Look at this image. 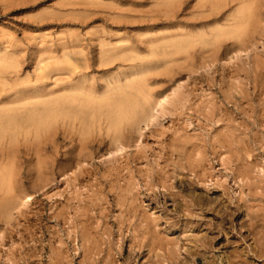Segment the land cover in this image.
I'll return each mask as SVG.
<instances>
[{
	"label": "rangeland",
	"instance_id": "374dc122",
	"mask_svg": "<svg viewBox=\"0 0 264 264\" xmlns=\"http://www.w3.org/2000/svg\"><path fill=\"white\" fill-rule=\"evenodd\" d=\"M263 35L264 0H0V264H264ZM179 86L102 161L109 103L150 116Z\"/></svg>",
	"mask_w": 264,
	"mask_h": 264
},
{
	"label": "bare ground",
	"instance_id": "6f19581e",
	"mask_svg": "<svg viewBox=\"0 0 264 264\" xmlns=\"http://www.w3.org/2000/svg\"><path fill=\"white\" fill-rule=\"evenodd\" d=\"M219 5H221V4H219ZM229 5V4H228ZM241 5V4H240ZM260 5V4H259ZM259 7V6H258ZM212 8V7H211ZM218 8V7H217ZM243 8V7H242ZM256 11H257V9H256ZM247 13V12H246ZM249 15V14H248ZM255 16V15H254ZM245 17H247L246 15H244V16H242V18H241V22H245V20H242V19H244ZM250 17H251V14H250ZM251 19V18H250ZM261 21V20H260ZM246 23V22H245ZM262 23H263V21H262ZM250 27V26H249ZM247 28V27H246ZM245 28V29H246ZM181 29V28H180ZM249 30V29H248ZM255 31V30H254ZM206 32V31H205ZM239 33H241L240 35L241 36H238V38L240 39V38H242L243 36H242V34L244 33V30L242 31H240ZM247 33V32H246ZM255 33V32H254ZM221 34V33H220ZM179 36V35H178ZM264 36V35H263ZM262 36V37H263ZM261 37V36H260ZM245 40V39H244ZM261 40V39H260ZM243 41V40H242ZM241 41V42H242ZM75 42V41H74ZM72 43V44H75V43ZM245 42H247V41H244V43ZM260 42H262V40L260 41ZM70 43V42H69ZM68 43V44H69ZM239 43H240V41H239ZM243 43V42H242ZM243 43V44H244ZM249 43H251V42H249ZM253 43V42H252ZM252 43H251V45H252ZM259 43V42H258ZM76 44H79V42L77 43L76 42ZM71 45V44H70ZM241 45V44H240ZM245 45V44H244ZM248 45V44H247ZM72 46V45H71ZM77 46V45H76ZM79 46V45H78ZM184 46H186V45H184ZM69 47V46H68ZM68 47H66V48H68ZM243 48L240 50L239 49V51H236V52H234V53H231V54H226V53H224V54H226L227 55V61H233L235 58L237 59V58H239V57H241V55L243 54V52L244 51H247V50H249V48L248 47H244V46H242ZM253 47V46H252ZM251 47V48H252ZM73 48V47H72ZM241 48V47H240ZM70 49V48H69ZM226 49V48H225ZM223 50V49H222ZM227 51V50H226ZM230 51V50H229ZM224 52H225V50H224ZM233 52V51H232ZM252 52V51H251ZM250 52V53H251ZM216 53V52H215ZM247 53V52H246ZM246 53H244V54H246ZM108 54V53H107ZM113 54V53H112ZM180 54V53H179ZM185 54V53H184ZM223 54V55H224ZM105 55V54H104ZM215 56V55H214ZM244 56V55H243ZM107 57V56H106ZM118 57V56H117ZM116 57V58H117ZM220 57V56H219ZM224 57H226V56H224ZM110 58V57H109ZM216 58V57H215ZM218 58V57H217ZM191 59V58H190ZM223 59V58H222ZM3 60V59H2ZM6 60V59H5ZM8 60V59H7ZM221 59H219L218 61H220ZM224 60H225V58H224ZM51 61V60H50ZM213 61V60H212ZM214 61H216V62H218L217 60H214ZM223 61V60H222ZM221 61V62H222ZM66 62H68V61H66ZM87 62H88V60H87ZM104 62V61H103ZM177 62V61H176ZM107 63H111L110 61H108ZM112 63H114V61L112 62ZM237 63V62H236ZM106 64V63H105ZM198 64V63H197ZM207 64V63H206ZM210 64V63H209ZM217 64V63H216ZM219 65V64H218ZM196 66V65H195ZM207 66H209V65H207ZM215 66V65H214ZM77 67V66H76ZM193 67V66H192ZM191 67V68H192ZM197 67V66H196ZM210 67V69L212 68V65L211 66H209ZM209 67H205V68H202V71H203V69H204V71H207L206 69H208ZM57 68V67H56ZM60 68V67H59ZM70 68H71V66H70ZM195 68V67H194ZM194 68H192V69H194ZM67 69V68H66ZM156 69V68H155ZM196 69V68H195ZM198 70H199V68H197ZM213 69H216V68H214L213 67ZM152 70V69H151ZM212 70V69H211ZM53 71V70H52ZM136 71V70H135ZM150 71V70H149ZM195 70H193V72H194ZM201 71V69L199 70V72ZM203 71V72H204ZM210 71V70H209ZM54 72V71H53ZM57 72V71H56ZM67 72H70L69 71V69H68V71ZM72 72H74V70L72 69ZM155 72V71H154ZM168 72V71H167ZM196 73H197V71H195ZM202 72V73H203ZM55 73V72H54ZM69 74H71V72L69 73ZM148 74V73H147ZM164 74H165V72H164ZM49 75V74H48ZM72 75V74H71ZM128 75V74H127ZM197 75V74H196ZM41 76V75H40ZM57 76V75H56ZM133 76V75H132ZM187 77V76H186ZM190 77V76H189ZM193 77V76H192ZM84 78V77H83ZM131 78V77H130ZM188 78V77H187ZM39 79V78H38ZM43 79V78H42ZM182 79V78H181ZM184 79V78H183ZM115 80V79H114ZM183 81V80H182ZM182 81H181V83H182ZM42 82V81H41ZM155 82V81H154ZM186 82V81H185ZM185 82L183 81V83L185 84ZM153 83V82H152ZM174 83H176V82H174ZM180 83V82H179ZM178 83V84H179ZM180 83V84H181ZM77 84V83H76ZM124 84V83H123ZM154 84H157V83H154ZM149 85V84H148ZM182 85V84H181ZM60 86V85H59ZM74 86V85H73ZM72 86V87H73ZM77 86L79 87V85L77 84ZM151 86V85H150ZM149 86V87H150ZM178 86V85H177ZM38 87V86H37ZM61 87V86H60ZM75 87V86H74ZM130 89H133V90H135L136 92L135 93H138V92H142V91H144L145 92V90H144V87H143V82L141 81V82H138V83H135L134 85H132V86H128ZM148 87V86H147ZM152 87V86H151ZM172 87H174V86H172ZM29 88V87H28ZM62 88V87H61ZM65 88V87H64ZM70 88V87H69ZM171 88V87H170ZM182 88V87H181ZM66 89H68V88H66ZM71 89V88H70ZM58 90H60V89H58ZM94 90V89H93ZM92 90V91H93ZM148 90V89H147ZM170 90V89H169ZM168 90V91H169ZM172 90V89H171ZM170 90V91H171ZM178 90H180V86H179V88L177 87V88H174L171 92H170V94L169 95H167L168 97L167 98H164L163 99V101H162V103L158 106L157 105V108L156 109H154V112H153V114L151 115L150 114V116H149V114H147L148 112H147V110H146V112L145 113H143V116L141 117L140 116V118H137V113H139L138 111L139 110H141L142 111V109H141V107L143 106L142 105V103H145V104H148V101L146 100V99H144V100H142L143 102L141 103V104H139V102H137L136 100H119L118 102H114V103H109V105L108 106H106V109H107V117H108V122H109V128L113 131V141H115V144H116V146H115V149H114V153H109L108 155V157H102V161L104 160V161H108L109 159H111V157H113V155H126L125 153H127L128 151H130V149L132 148L129 144H125V143H122L121 144V139L124 137V133H125V130H128V129H132L133 131H134V134H135V136L136 137H138V138H140V137H142L143 136V134H145V133H147L146 131L147 130H149L150 128H152V126L154 125L155 126V122H157L158 120H159V118H160V115L163 113V111H165V112H167V110H165L166 109V107L169 105V101L171 100V98H172V96H174L175 94H177V92L179 93L180 91H178ZM38 91V90H37ZM40 91V90H39ZM56 91V90H55ZM62 91V90H61ZM60 91V92H61ZM64 91V90H63ZM78 91V90H77ZM92 91H90V92H92ZM152 91V90H151ZM25 92V91H24ZM24 92H23V94H24ZM57 92V91H56ZM55 92V93H56ZM68 92V91H67ZM70 92V91H69ZM37 93H39V92H37ZM40 93L42 94V91H40ZM45 93V92H44ZM49 93V92H48ZM58 93V92H57ZM97 93V92H96ZM134 93V92H133ZM146 93V92H145ZM167 93V92H166ZM18 94V93H17ZM33 94V93H32ZM69 94V93H68ZM73 94H74V92H73ZM87 94V93H86ZM93 94V93H92ZM165 93L163 92V95H164ZM31 95V94H30ZM34 95V94H33ZM49 95V94H48ZM88 95V94H87ZM130 95V94H129ZM162 95V96H163ZM29 96V95H28ZM42 96V95H41ZM46 96V95H45ZM59 96V95H58ZM58 96H57V98H58ZM61 96H63V95H61ZM177 96V95H176ZM179 96V95H178ZM70 97V96H69ZM73 97H75V96H73ZM11 98H12V96H11ZM11 98H8V100L9 99H11ZM33 98V97H32ZM52 98V97H51ZM64 98H66V97H64ZM88 97H86L85 99H87ZM137 98H138V95H137ZM20 99V98H19ZM59 99H61V98H59ZM77 99V98H76ZM152 99V98H151ZM1 100V99H0ZM23 100H24V98H23ZM69 100V99H68ZM67 100V101H68ZM102 100H104V99H102ZM139 100V99H138ZM12 101V100H11ZM33 101H34V99H33ZM64 101V100H63ZM87 101L89 102V100L87 99ZM153 101V100H152ZM2 102V101H1ZM3 102H6V101H3ZM10 102V101H9ZM32 102V101H31ZM47 102H50V100L48 101V99H47ZM62 102V101H61ZM60 102V103H61ZM90 102H91V100H90ZM141 102V101H140ZM38 103V102H37ZM8 104H10V103H8ZM56 104V103H55ZM54 104V105H55ZM83 104V103H82ZM144 104V106H147V105H145ZM58 105V104H57ZM152 105V104H151ZM51 106H52V104H51ZM56 106V105H55ZM101 106V105H100ZM33 107V106H32ZM54 107V106H53ZM58 107V106H57ZM86 107V106H85ZM93 107V106H92ZM97 107H98V105H97ZM105 107V106H104ZM38 108H40V107H38ZM42 108V107H41ZM56 108V107H55ZM55 108H53V109H55ZM62 108V107H61ZM65 108V107H64ZM83 108V107H82ZM88 107H86V109H87ZM95 108V107H94ZM102 108V107H101ZM143 108V107H142ZM148 108V107H147ZM29 109V108H28ZM43 109V108H42ZM51 109H52V107H51ZM168 109V108H167ZM56 110V109H55ZM83 110V109H82ZM90 110V109H89ZM36 111V110H35ZM48 111H50V110H48ZM93 110H91V112H92ZM32 112V111H31ZM79 112V111H78ZM85 112V111H84ZM94 112V111H93ZM99 112H101V110H99ZM39 113V112H38ZM141 113V114H142ZM63 114H64V112H63ZM101 114V113H100ZM26 115V114H25ZM89 115H90V113H89ZM104 115V114H103ZM105 115V116H106ZM163 115V114H162ZM57 116V115H56ZM97 116H98V114H97ZM104 116V117H105ZM90 117V116H89ZM162 117V116H161ZM263 118V117H262ZM40 119V118H39ZM89 119V118H88ZM87 119V120H88ZM94 119V118H93ZM85 120V119H84ZM98 120H99V118H98ZM161 120V119H160ZM89 122V121H88ZM87 122V123H88ZM91 123V122H90ZM93 123V122H92ZM14 124V123H13ZM157 124H158V122H157ZM108 125V124H107ZM3 127V126H2ZM106 127V126H105ZM104 129V128H103ZM102 129V130H103ZM101 130V131H102ZM97 134V133H96ZM128 135V134H127ZM102 137V136H101ZM98 138V137H97ZM102 139V138H101ZM124 139V138H123ZM135 139V138H134ZM133 139V137H132V140H134ZM77 140V139H76ZM132 140H130L131 142H132ZM121 141V142H120ZM137 141V140H136ZM263 141V140H262ZM110 142V141H109ZM107 143H108V141H107ZM106 143V144H107ZM135 143V142H134ZM258 143V142H257ZM131 144V143H130ZM136 145H137V143H135ZM138 144H140L139 142H138ZM133 145V144H132ZM39 147V146H38ZM133 147H135V146H133ZM133 149V148H132ZM262 151V150H261ZM67 150H65V151H63V155L65 154V156H66V154H67ZM131 152V151H130ZM180 154V153H179ZM183 154V153H182ZM262 154V153H261ZM123 157V156H122ZM177 157H179V156H177ZM185 157V156H184ZM79 158V157H78ZM260 158V157H259ZM101 159V158H100ZM114 159H115V157H114ZM177 160V159H176ZM86 161H88V160H86ZM85 161V162H86ZM90 161H92V160H90ZM94 161V160H93ZM110 161H112V159L110 160ZM179 161V160H178ZM181 161H183V160H181ZM68 162H69V160H68ZM72 162V161H71ZM65 163V162H64ZM64 163H62L63 165L62 166H65L64 165ZM73 163V162H72ZM82 163V162H81ZM84 163V162H83ZM69 164V163H68ZM68 164H66V165H68ZM85 164V163H84ZM261 164V163H260ZM70 165V164H69ZM76 165V164H75ZM256 165H258V163L256 164ZM76 166H79V165H76ZM180 166V165H179ZM72 167V166H71ZM182 167V166H181ZM66 168H67V166H66ZM77 169H78V167H76ZM257 168V167H256ZM73 169H75V168H73ZM262 172V171H261ZM12 174V173H11ZM31 174V173H30ZM65 174H66V172H65ZM165 174H167V173H165ZM261 175V174H260ZM65 176V175H64ZM179 176V175H178ZM28 177V176H27ZM159 177H161V176H159ZM260 177V176H259ZM29 178V177H28ZM263 178V177H262ZM261 179V178H260ZM259 179V180H260ZM159 180H161V179H159ZM259 180H258V182H259ZM52 181H55V180H52ZM262 181V180H261ZM260 184H262V183H260ZM10 185V184H9ZM259 186V185H258ZM45 187V186H44ZM150 187V186H149ZM162 187H164V186H162ZM259 187H262V186H259ZM44 189V188H43ZM170 189V188H169ZM261 189V191L263 192V188H260ZM150 190V189H149ZM29 191V190H28ZM259 191V190H258ZM1 192V191H0ZM32 192H34V191H32ZM38 192V191H37ZM261 192V193H262ZM12 193V192H11ZM32 194H34V193H32ZM171 194V193H170ZM169 194V195H170ZM260 194V193H259ZM25 195H26V192H25ZM23 196H24V194H23ZM256 196H259V198L257 199L258 200V202H257V205H258V207H257V205H256V209H257V211H256V218H257V220H255V222H257L256 224H257V230H256V241H255V247L256 248H254L253 250L254 251H252V252H255V256L257 257V258H259V260L260 259H264V193H262V194H260V195H256ZM18 198V197H17ZM22 199V198H21ZM31 199V196H26L24 199H22L21 200V202L16 206V207H14L12 210H11V213L9 214V215H13V214H15L16 212H19L20 210L22 211L23 210V207H24V205L29 201H31L30 200ZM188 205V204H187ZM185 206V205H184ZM9 207H11V206H9ZM187 207V206H186ZM189 209V208H188ZM191 209V208H190ZM186 211H188V210H186ZM191 212V211H190ZM21 214H23V213H21ZM5 217H6V215H5ZM9 217V216H8ZM255 219V218H254ZM6 220V219H5ZM256 224H255V227H256ZM148 231V230H147ZM147 233V232H146ZM144 234H145V232H144ZM149 234V233H148ZM255 234V233H254ZM147 235V234H146ZM153 237V236H152ZM254 237H255V235H254ZM144 240V239H143ZM147 240V243H146V245L144 246V247H146L147 245H149V243H148V240L149 239H146ZM136 243V242H135ZM134 243V244H135ZM140 244V243H139ZM141 244H142V241H141ZM150 244H153V243H150ZM156 244V243H155ZM143 245H144V243H143ZM159 245V244H158ZM137 246H138V244H137ZM140 246V245H139ZM152 246H154V244L152 245ZM156 246H157V244H156ZM160 246V245H159ZM133 247V246H132ZM143 247V246H142ZM151 247V246H150ZM147 248V247H146ZM148 248H149V246H148ZM152 248V247H151ZM161 248V246L159 247V249ZM136 249V248H135ZM150 249V248H149ZM149 249H147V250H149ZM155 249H156V247H155ZM158 249V248H157ZM156 249V250H157ZM255 249H256V251H255ZM139 250H141V249H138V252H139ZM146 250V249H145ZM134 251V250H133ZM149 251H153V249H150ZM168 251V250H167ZM166 251V252H167ZM148 252V251H147ZM136 253V252H135ZM141 253V252H140ZM149 253V252H148ZM151 254H153V253H151ZM155 254V253H154ZM254 254V253H253ZM159 255V254H158ZM165 256H166V254H165ZM175 256V252L173 251V250H171V249H169V254H168V256H167V258H169L168 260H170L171 261V258L172 257H174ZM237 256H239V255H237ZM236 256V257H237ZM254 256V255H253ZM240 257V256H239ZM157 258H159L158 256H156V259ZM178 258V257H177ZM161 258H159V260H160ZM111 259H109V261H110ZM155 260V259H154ZM167 260V261H168ZM241 260V259H240ZM156 261V260H155ZM243 261V260H242ZM154 262V261H153ZM244 262V261H243ZM260 262H262V261H260ZM99 263V262H98ZM152 263V262H151ZM150 263V264H151ZM159 264L160 262L157 260L156 261V264ZM163 263V262H162ZM95 264H97V263H95ZM109 264V263H108ZM110 264H113V261L110 263ZM155 264V263H154ZM169 264V263H168ZM211 264V263H210Z\"/></svg>",
	"mask_w": 264,
	"mask_h": 264
}]
</instances>
